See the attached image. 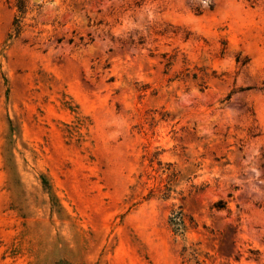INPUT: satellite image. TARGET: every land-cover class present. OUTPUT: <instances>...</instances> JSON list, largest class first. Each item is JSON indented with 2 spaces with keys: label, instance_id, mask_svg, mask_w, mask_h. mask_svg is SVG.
I'll use <instances>...</instances> for the list:
<instances>
[{
  "label": "rangeland",
  "instance_id": "374dc122",
  "mask_svg": "<svg viewBox=\"0 0 264 264\" xmlns=\"http://www.w3.org/2000/svg\"><path fill=\"white\" fill-rule=\"evenodd\" d=\"M16 14L0 0V264H264V0Z\"/></svg>",
  "mask_w": 264,
  "mask_h": 264
},
{
  "label": "trees",
  "instance_id": "16d2710c",
  "mask_svg": "<svg viewBox=\"0 0 264 264\" xmlns=\"http://www.w3.org/2000/svg\"><path fill=\"white\" fill-rule=\"evenodd\" d=\"M28 1L29 0H14V7L17 14L14 17L12 25L14 26L15 34H19L21 31V19L28 11Z\"/></svg>",
  "mask_w": 264,
  "mask_h": 264
}]
</instances>
